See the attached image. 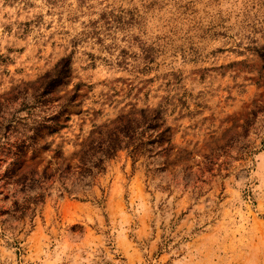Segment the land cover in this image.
<instances>
[{
	"label": "rangeland",
	"instance_id": "374dc122",
	"mask_svg": "<svg viewBox=\"0 0 264 264\" xmlns=\"http://www.w3.org/2000/svg\"><path fill=\"white\" fill-rule=\"evenodd\" d=\"M111 130L84 191L4 211L21 140L72 177ZM0 264H264V0H0Z\"/></svg>",
	"mask_w": 264,
	"mask_h": 264
},
{
	"label": "trees",
	"instance_id": "16d2710c",
	"mask_svg": "<svg viewBox=\"0 0 264 264\" xmlns=\"http://www.w3.org/2000/svg\"><path fill=\"white\" fill-rule=\"evenodd\" d=\"M67 60V58L63 60L62 66H66ZM60 71H62V68ZM155 116L156 114L153 116L147 115L146 110L141 108V122H137L135 119H127L117 130L122 133L121 136L128 138L127 141L131 142L134 138H139L136 137L137 127L144 126L143 130H146V128L150 126L154 127L156 125V123H152ZM160 134L161 131H159L156 135ZM150 135L146 136V139L144 140L137 142L134 141L135 144L132 145V152L138 148L137 146L139 143H145L146 145L153 142L156 135L154 137H149ZM123 140L124 138L118 137L116 133L111 130V132H108L106 138L99 137L95 141H88L86 146L80 148L78 152V161L76 164L77 169H75L74 172H71V174L74 175L72 177L68 175L70 169L67 164L56 170L47 171L45 166L38 170L30 164L22 163L21 156L29 144H26L24 140H21L20 143L16 145L14 151L12 152L10 161L7 163L6 168L1 174V178L5 179L4 183L11 184V186L7 189L5 196H8L9 192L12 202L11 205L4 211L8 212L17 219L28 214L30 216L34 211V205L43 201L46 188L55 178L60 181L62 190L70 191V188L73 187L75 190L84 191L85 188L91 184L92 177L97 172L104 170V159L114 154V151L122 146ZM64 179L71 180V187H68V185L63 181Z\"/></svg>",
	"mask_w": 264,
	"mask_h": 264
}]
</instances>
